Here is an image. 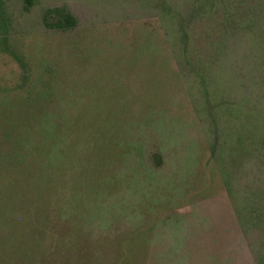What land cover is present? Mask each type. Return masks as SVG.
I'll use <instances>...</instances> for the list:
<instances>
[{"label":"rangeland","instance_id":"374dc122","mask_svg":"<svg viewBox=\"0 0 264 264\" xmlns=\"http://www.w3.org/2000/svg\"><path fill=\"white\" fill-rule=\"evenodd\" d=\"M201 4L0 0V264H258L264 0Z\"/></svg>","mask_w":264,"mask_h":264},{"label":"trees","instance_id":"16d2710c","mask_svg":"<svg viewBox=\"0 0 264 264\" xmlns=\"http://www.w3.org/2000/svg\"><path fill=\"white\" fill-rule=\"evenodd\" d=\"M202 3H205L206 5L209 6V10L210 9H213L216 5H217V2L218 0H201ZM221 1V0H220ZM205 4H201V10H203L205 8ZM223 4L225 5V11L229 14V8L231 7V5H228L226 3L223 2ZM56 16H57V21H54V22H47L48 25L50 26H56V27H59V28H68V27H73V26H76L77 24V21L76 19L64 12V11H56ZM228 14H225L224 15V19L226 18V20L229 19V17L231 15H228ZM193 17L194 16H186L185 14L181 13V15L179 16V21L180 23H185L186 20H188L187 18L190 19L189 21V25L190 23L192 22L193 23ZM223 18V17H222ZM222 19V20H224ZM182 26V27H181ZM180 28L181 30L177 31V35H178V38L180 39V42L182 44V51H183V56L184 58L186 59H189L190 58V50H191V45H190V42H191V39H190V33L189 31L186 29L185 26L181 25ZM264 34V33H263ZM259 35H262V34H259ZM239 109L244 113H240V115H243L245 116L246 114H249L252 118H255V120L257 121V123H254V124H263L264 126V114L261 113V115L259 114V111L257 110V106H252V107H247L245 105H243L242 103H238L236 104ZM260 141H263L260 139ZM215 150L213 151L212 150V153L214 154ZM235 200V199H234ZM258 212V216L260 218H262L264 216L263 212L262 211H257ZM256 210H254V212L251 211L250 213V219L251 218H256ZM258 264H264V255L259 257V260H258Z\"/></svg>","mask_w":264,"mask_h":264}]
</instances>
